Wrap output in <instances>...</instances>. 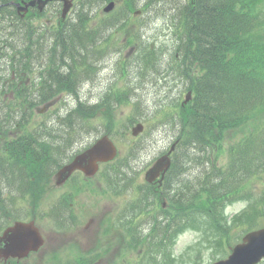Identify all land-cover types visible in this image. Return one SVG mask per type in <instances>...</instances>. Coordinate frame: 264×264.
<instances>
[{
  "label": "trees",
  "instance_id": "1",
  "mask_svg": "<svg viewBox=\"0 0 264 264\" xmlns=\"http://www.w3.org/2000/svg\"><path fill=\"white\" fill-rule=\"evenodd\" d=\"M104 1L107 0L79 1V10L69 24H58L51 31L55 38H42L41 45L38 44V34L43 31L39 32L30 25H25V37H21L20 42L3 39L15 55L12 68L20 79L23 72L30 71L22 67L32 68L34 61L31 60L37 48L52 52V64L56 68L48 73L54 78H44L41 101L67 92L74 95V108L58 117V130L64 135L79 129L81 122L86 123V119L96 114L97 108L104 107L109 114L116 105L132 101L125 98L129 91L123 90L117 91L116 104L107 101L91 105L80 97V88L96 71L94 63L88 61L89 55L93 50H99L97 43L106 27L103 23L91 27L89 22L93 9ZM136 1L128 0V3L134 6ZM148 1L151 6L156 2L166 6L174 26L168 54V78H174L184 84L185 89L193 91V98L187 105L170 98L163 100L156 109L159 112L157 123L173 129V137L178 142L163 191L155 192L156 195L162 192L167 195L177 215L165 214L167 220L159 225L160 230L164 234L175 231L170 239L173 245L175 238H172L179 229L210 223L223 231L226 243L229 221L224 212L227 205L238 200L248 202L243 213L231 220L234 225L243 223L245 232L262 227L264 220V185L260 189L253 186L258 179L264 181V120L226 147L223 165L213 162L210 156L216 147L221 150L226 132L238 128L264 108V42L258 37L264 28V14L259 3L250 0ZM160 11L163 13L162 9ZM3 56L4 53L0 52V62ZM23 57L27 60L23 61ZM130 68L139 69L138 79L156 78L165 72L166 64L157 53L155 44H140L135 63ZM8 74L12 75L11 72ZM28 98L25 94L26 102L34 103V97L30 98L31 101ZM131 104L139 112L144 100ZM136 121L133 117L128 123ZM37 135L36 131H27L23 137L10 141L6 157L4 160L0 157V194L28 192L33 187L43 188L49 182L58 165L52 157L55 143L40 141ZM132 162L133 158L124 160L123 166L130 167ZM192 167H197V173L190 180L186 172ZM120 171L118 175L123 179L132 174ZM156 195H153L154 199ZM0 202L4 200L0 198ZM0 209L4 213L6 207L0 205ZM152 233L155 236L157 230L153 229ZM153 246L156 247V243ZM149 264H174L172 250L164 259H154Z\"/></svg>",
  "mask_w": 264,
  "mask_h": 264
},
{
  "label": "rangeland",
  "instance_id": "2",
  "mask_svg": "<svg viewBox=\"0 0 264 264\" xmlns=\"http://www.w3.org/2000/svg\"><path fill=\"white\" fill-rule=\"evenodd\" d=\"M140 6H143L148 0H138ZM254 3H259V7L262 9L264 14V0H250ZM260 2H262L260 4ZM152 12L146 10L140 19H136L133 11L128 10L126 0H118V6L116 11L109 17H115L120 11H124V16L132 18V22H127L125 29L133 30V32L142 34L136 41L140 45L145 41L148 45L151 43L155 44L156 51L166 64V70L164 73L150 78L138 79L140 71L126 69L125 75L122 74L121 65L128 68L127 64L131 62L132 56L136 53V45L133 40H126L125 30L121 33L116 34L109 32L106 37L109 36V41L104 56L98 59L95 67L96 74L93 83H89L86 86L80 88V95L85 96L88 100L95 102V100L102 99L109 89L118 87L121 89H130L132 92L131 98H138L144 100V106L139 111L141 120L137 122L147 123L146 129L139 136H133L132 129L138 123L135 122L132 126H127L130 116L134 113L131 104H123L110 111V114H105L106 111L99 109L96 116L91 118L89 121L80 125L79 132L82 134L80 137L86 135L89 142L100 137L105 131H110L111 137L115 140L116 144L121 148V159L130 160L133 158L134 170H139L138 176L141 174V180H145L144 175L146 170L151 167L154 161L160 157L166 149H168L172 137L173 129L169 128L165 124L157 123V112L156 109L162 105L163 100L170 98H180L184 101L186 90L184 84L176 82L174 78H168L167 69L169 68L168 62L170 61L169 47L172 45L171 31L174 26L171 23V19L159 17V9L163 7L159 3H154ZM135 10V9H133ZM98 11V10H97ZM95 11L93 14H96ZM107 17L103 12V8L99 10L98 16L93 22V26L96 27L102 21L99 18ZM264 19V16H263ZM46 22L43 19L41 22H36L35 26H39L42 31L48 25H44ZM135 22V23H134ZM146 24V28L141 30L140 23ZM47 34H49L47 32ZM46 35V33H45ZM50 36V35H48ZM69 37V36H67ZM258 37L264 42V28L258 33ZM77 54V53H76ZM168 55V56H166ZM164 56H166L164 58ZM112 89V88H111ZM113 91H109L108 97L113 100ZM129 96V92H128ZM72 106L75 105L73 100L69 102ZM143 112V113H142ZM264 120V108L258 110L256 114L250 116L243 124L238 128L228 131L225 133L221 150L216 147L214 151L210 153L211 160L218 165H223L226 159V153L224 150L231 143L241 139L245 133L248 132L249 128L252 129L254 124L260 123ZM155 132V133H154ZM90 134V135H89ZM221 151V152H220ZM131 157V158H130ZM197 173V167H192L191 177H194ZM115 172L109 169H103L99 174V178L104 179L106 185H101L95 177L90 180L91 183L85 184L84 177H76L69 183L61 186L55 185L54 179L50 182L49 186L43 189H37V193H42L40 200L35 196L26 203L28 209L33 210L34 202L38 204L45 198H50L53 202L57 201L60 197L72 199L75 197V208L78 213L77 216L80 218V226L72 232L62 234L51 223L50 219H41L38 222V227L41 229L45 236V245L43 248L28 258L23 260L9 259L7 262L0 264H68V255L72 250L75 256L78 252L81 254H93L92 251L99 249L103 239L99 237V222L106 216V219L111 215L122 213L123 201L127 198L116 195V188L110 186L107 180L112 181ZM78 185L76 186V183ZM263 179L257 180L253 183V186L257 189L263 188ZM106 186L109 192L106 193ZM120 191V190H119ZM248 202L246 200H238L226 206L224 217L229 221L228 224V239L225 243V237L223 231L218 227L211 225L210 223H197L196 227L189 229H182L180 234L177 236L176 244L172 246V252L174 257V264H213L220 258H225L230 253L229 242L235 243L244 233V225L240 223L234 225L231 220L246 209ZM48 208L47 205H43V209ZM131 209V208H130ZM128 209V210H130ZM157 209H161V205L157 206ZM161 211L152 213L147 221L153 222V219L159 217ZM42 217V216H41ZM264 225V220H262ZM87 229V230H86ZM220 231V233H218ZM119 234H114L116 246L110 248L107 243L103 245V250H112V252L103 259L102 264H107L112 259L117 260L118 254L121 255L122 259L126 256V259L122 260L121 264L127 263L126 261L132 260L130 263L137 262L141 259V255L137 251L130 250L127 254L125 251H118L117 255L114 254V249L120 247L122 242L119 240ZM101 240V241H100ZM159 240V239H158ZM168 240V237H167ZM113 241V239L111 240ZM90 248V249H89ZM124 253V254H123ZM74 258V257H72ZM115 262H111L113 264ZM144 263V262H143ZM264 264V261L261 263Z\"/></svg>",
  "mask_w": 264,
  "mask_h": 264
},
{
  "label": "flooded vegetation",
  "instance_id": "3",
  "mask_svg": "<svg viewBox=\"0 0 264 264\" xmlns=\"http://www.w3.org/2000/svg\"><path fill=\"white\" fill-rule=\"evenodd\" d=\"M31 1L32 0H10V1L4 0V2L0 4V36L2 35L3 32H5L8 29V26L5 25L7 23H10V25L13 26V29H15L16 23L19 22L20 19L25 20L26 18H30L31 20H35L37 18L42 17L43 13L37 8L38 6L30 7L28 11L20 9L19 5L20 6L26 5ZM59 5H62L63 7V1L59 2ZM2 6L12 7L11 10L6 13V14H10L12 17L3 16L4 10H1ZM56 9H57V4L50 2L46 5L45 10L43 11L45 15H48V17H50V19L48 20L51 22L53 16L55 15ZM49 34L51 35V33ZM2 49L3 48L0 45V52L2 51ZM45 53H48V51L47 50L41 51L40 48H38L37 51L36 50L34 51L35 57L31 60L34 61L32 68L29 69L27 67H22L24 69L30 70L28 73H26L27 72L26 71L22 75V78H26V82L22 80H20V82L9 80L8 76L4 77V80L0 82V85H2L1 92L3 94L2 101L0 100V104L2 107L0 109V119L2 121L0 123V144H1L0 157H2L3 160L6 157L5 152L9 148L11 138L14 139L17 137H23L24 134H26L27 131L30 130L31 121L32 120L35 121L37 118L36 116H39L40 118L41 113L39 109L40 106L39 103L41 101V95H42L40 94V89H42V82L44 81L43 76L50 80L54 78L52 74L47 73L48 69L49 70L54 69V64H52L53 58H51L52 55L47 54V56H43V54ZM22 60L23 61L27 60V57H23ZM43 70L46 71L45 74H43ZM32 73H34V77H31ZM26 85L30 87L28 92L30 93L31 96H34L35 99L34 106L28 104L29 105L28 108L26 107L27 103L25 99V93L27 91ZM11 88L13 89L11 90ZM14 89H20L17 99L15 98ZM36 110H38L39 112H36ZM35 196L38 198V194L36 192L26 193L25 191L22 190L15 191L12 193L6 192L0 194V198L4 200V202H0V205H4L6 207L4 214L9 213V217L5 220V223L8 224L10 220H13L9 212L12 206L13 207L16 206L15 211L19 207L20 211L25 212V210L28 209L26 203ZM11 198H13L15 201L12 202ZM39 203L37 204L35 199V202L33 204L34 205L33 210L28 209L30 211V214L33 213L34 218H37V212L40 210ZM76 211L77 210L74 209L70 213L73 214ZM99 226H100L99 234L100 236H103L105 227L104 226L102 227V225ZM122 248H123L122 246L115 248L114 254L117 255V252L122 251ZM112 261H115V258L112 259ZM4 262L6 261L0 259V263H4ZM101 262H103L102 259ZM107 264L110 263L108 262Z\"/></svg>",
  "mask_w": 264,
  "mask_h": 264
},
{
  "label": "water",
  "instance_id": "4",
  "mask_svg": "<svg viewBox=\"0 0 264 264\" xmlns=\"http://www.w3.org/2000/svg\"><path fill=\"white\" fill-rule=\"evenodd\" d=\"M50 1V0H47ZM47 1H41V7ZM35 1L32 5H35ZM114 4L111 3L105 11L112 10ZM69 6L66 7L67 12ZM143 129L139 125L134 134L137 135ZM117 155V149L113 142L108 137H103L91 149L81 155L72 165L65 167L59 174V184L62 183L76 168L96 169V162L109 161ZM171 164L168 155L159 158L156 164L147 172V179L154 180L161 172H165ZM0 242L5 243L0 249V257H25L30 251H37L43 244L44 240L39 230L32 223H16L15 226L9 228L4 236L0 238ZM264 259V228L254 230L245 235L243 241L237 244L231 255L224 260L214 264H258Z\"/></svg>",
  "mask_w": 264,
  "mask_h": 264
},
{
  "label": "bare ground",
  "instance_id": "5",
  "mask_svg": "<svg viewBox=\"0 0 264 264\" xmlns=\"http://www.w3.org/2000/svg\"><path fill=\"white\" fill-rule=\"evenodd\" d=\"M57 40V39H56ZM73 125V124H72Z\"/></svg>",
  "mask_w": 264,
  "mask_h": 264
}]
</instances>
